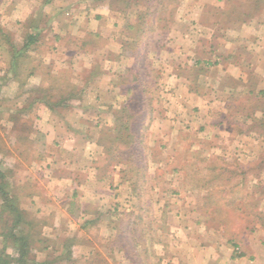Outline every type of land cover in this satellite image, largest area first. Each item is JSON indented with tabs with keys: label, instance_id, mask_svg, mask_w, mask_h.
<instances>
[{
	"label": "crops",
	"instance_id": "0c3cea01",
	"mask_svg": "<svg viewBox=\"0 0 264 264\" xmlns=\"http://www.w3.org/2000/svg\"><path fill=\"white\" fill-rule=\"evenodd\" d=\"M104 1L0 0V170L12 172L21 204L28 202L32 211L48 215L44 226L48 232H54L56 225L62 231L53 238L67 253L60 252L69 264H133L119 244L120 219L123 213L136 211L137 205L158 202L165 209L161 185L153 178H160L165 162L180 160L175 154L152 160L156 170L148 169L147 198L127 179L126 165L118 161L109 165L96 132L103 127L100 121H107L103 113L114 112L123 98L119 84L126 81L124 75L130 68L140 72L132 43L146 30L135 29L118 8L111 11ZM190 4L187 14L174 15L172 25L163 27L173 39L157 46L161 52L155 65L163 70L158 80L164 83L157 97L171 103L159 110L152 128L165 130L169 121L173 128L168 127L178 132L177 125L185 118L190 128L227 125L229 135L234 125H264V0H190ZM185 68L192 74H184ZM197 82L201 85L196 89ZM54 96L63 101L54 104ZM250 100L253 105H248ZM219 105L221 120L213 117ZM89 113L98 114L100 120L87 125L89 118L93 120ZM162 137L148 143L165 150L172 141L160 142L157 138ZM38 151L43 156L37 161L50 170L42 176L28 163ZM179 171L174 169L165 178L181 179ZM24 187L32 190L28 196ZM176 192L183 193L181 187ZM171 231L177 247L188 252L169 255L158 246L153 254L159 264H264L261 242L247 246L251 235L236 238L240 254H235L229 238L226 248L215 249L206 241L201 246L191 242L190 232L175 227ZM206 233L199 236L207 240ZM44 249L45 259L57 256L58 252H49L51 247Z\"/></svg>",
	"mask_w": 264,
	"mask_h": 264
},
{
	"label": "rangeland",
	"instance_id": "374dc122",
	"mask_svg": "<svg viewBox=\"0 0 264 264\" xmlns=\"http://www.w3.org/2000/svg\"><path fill=\"white\" fill-rule=\"evenodd\" d=\"M103 3H109L111 5V11L114 10L113 7L118 8L125 15L124 19L126 18V21L132 22L135 29H142L141 15L142 12L147 9V0H105ZM167 3L166 9L163 10V13L160 14L158 18L157 14H155L157 16L154 17L150 15L152 18L149 19L150 21H154L153 24H149L150 26L147 28L145 34L135 36L134 38L136 39L132 43V49L139 55L137 64H139V74L143 76H140V78H144V80L147 81L145 84V93L141 95L142 89L136 87V90H134L136 93L133 94L127 91V86H125V84H119V90L123 98L117 107V109H120L127 102L129 103L131 107L129 113L134 112L133 115H135L128 121L131 123V126L140 121H145L146 123L148 119L150 120L148 129L149 134L147 136L148 142L153 141L156 137L161 135L164 137L157 138L160 142L167 140V138L172 141V144L165 147V150H163L161 146L158 147L159 145L148 143L149 150L147 149V155L150 159H148L147 162L148 169L151 168L154 171L156 170V163L154 164L152 160L157 159V157L162 158L163 155V157H165L168 155L172 156L173 154L177 155V157L178 155L180 156L179 161L174 160L172 163L165 162L164 168L161 170L160 178H153V181L156 180L161 185L160 193L163 195L164 202L162 203L165 204V209L162 210V207L159 206L161 203L158 202L150 203V206H148V211L146 212L147 216L144 218V221H146L145 226H147L146 237L149 240V249L152 251L151 255L154 256H152L150 263L147 261L146 263L159 264L157 254H155L157 253L158 246L162 248H160L162 251L163 249L165 251L168 250L171 253L169 255L181 253V251H183L184 254L188 252V248H178L177 242L173 241V237L175 236L172 234V227H175L177 231L181 229L183 231L182 233L190 232L194 235L191 242H195L197 246L208 243L210 246L212 245L215 247V249L216 246L217 249H220V247H227L226 241L228 238L233 237V235L235 238L251 235L252 238L247 241V246L252 247L259 244L260 241V246L264 249V226H262V222H257L258 220L256 218V216L258 217L259 215L264 216V159L261 163L257 164V160L261 158L258 157L261 154H263L262 157L264 156V125H247V123L244 125H234L233 128H231L233 131H230V135L233 134L231 137L224 129L227 125H194L190 128V125L187 123V118L180 121L182 125L176 124V130L178 132L168 127L172 125V122L169 121L165 123V130L159 131L156 126L152 128V125H157L158 116L161 114L159 110L163 105L171 103V100L168 98L160 99L157 97L159 96V92H163L164 90V83H160L158 80V76L163 75V70L155 65V61L158 59V53L161 52L157 51V46L160 41H167L168 38L173 39L170 37L171 33L169 31L165 32L163 27L168 28L172 25L174 15L184 16L191 9L190 0H179L176 3L173 0H168ZM162 17L166 19H164V21H161L163 19L159 20V18ZM171 51L168 52L170 57ZM183 57L185 56L183 55ZM174 61L177 62V59ZM173 69L174 68L171 66L172 72ZM187 71L189 72V69L185 68L184 74H188ZM109 85L113 87V80ZM198 85L200 86L201 83L197 82L193 87L197 89L199 88ZM190 86H192V84H190ZM170 89H173V87L171 86ZM41 90L44 89L41 88ZM41 90H39V93ZM169 92H171V90ZM152 99L154 112H152L153 115L152 118H150L148 111L151 110ZM164 99H166L167 102H165ZM157 104L162 105L158 107L156 106ZM172 105L173 104H170L169 106ZM248 105H253V100H250ZM214 109L213 115L215 113L216 116L213 117H219V119L224 117V115L221 114L222 109L220 105ZM116 110L113 112L112 109L110 114L103 113L102 117H106L107 121H104V123L100 121L103 127L96 132L98 140L105 139L109 144L113 141V138H115L114 135L116 132L113 133V131L109 129H113L116 125ZM138 110L141 112L136 113ZM142 110H144V112H142ZM165 110L170 112L166 107ZM123 114L125 115L126 113ZM89 115L93 117V120L89 118L86 122L87 125H94V120H100L97 118V116H99L98 114L91 115L89 113ZM210 117H212V115H210ZM242 119L243 118H240L239 120L241 121ZM220 124H222V122H220ZM172 137L174 138L172 139ZM169 140L167 143H169ZM174 144H176L175 148L173 146ZM194 144L196 145L194 146ZM101 146L105 151L104 146L102 144ZM40 147L43 149L41 145H38V149ZM38 152L39 154H37V156H31V158L28 159V163H31L33 166L32 168H36L42 176V172L48 174L50 170L46 169L42 162L37 161L40 159V156H43L40 151ZM109 165L112 166L113 163L109 162ZM174 169L180 170L181 179L178 178L175 180L174 177L170 179L165 178L166 175L168 176V173ZM132 170L134 172L138 169ZM179 172L178 174H180ZM5 174L7 175L3 180L6 183L5 189L14 196L16 195V191L19 192L18 188L20 186L15 183L12 172L7 171ZM130 174L133 173L131 172ZM2 178H0V180ZM37 180L40 181V179ZM179 184L180 186H178ZM24 185L27 186V184ZM176 186H178L179 189L181 187L183 192L181 195H177V192L175 194L173 193V191H176L178 188H175ZM22 191L24 195L28 196L32 190L28 187H24ZM247 194L249 197L248 199ZM249 199L250 201L248 203L254 204L253 207L255 208L251 214L238 208L239 205L243 206V203L246 204V201ZM3 202V196L0 190V253L8 255L9 257L7 259L13 263L14 261L12 260L19 257V247L13 239L8 240L7 243L5 234L13 221L14 215L9 210L3 208ZM205 203H209L210 207L204 211L203 205ZM227 203L233 204L227 207ZM29 205L28 202L27 204H21L19 200L20 208L36 220L35 227H33V236L30 240L31 246L29 247V254L27 256V258L31 260L29 261L30 264H40L46 261L51 262V264H69L65 257L61 256L62 253H65L64 249H62L63 247L53 238V236L56 238L59 237L62 231H57L56 225L54 232H48L50 229L44 228L47 219H49L48 215L42 214L40 211H32V207ZM139 209L137 205L133 221L139 219L137 216ZM123 212L124 211H122V213ZM54 223L57 222L54 220ZM135 225L136 224L132 225V235L139 233ZM190 226H192V228ZM17 229L27 230L28 228L26 225H22ZM204 230L208 232L205 234L207 240L199 236ZM48 238L51 239V241ZM151 238H153V241H151ZM46 245L51 247L49 252L54 251L59 254L55 253L57 256L45 259V254L41 252L45 250L44 247ZM187 245L190 246L191 244ZM65 248L67 249V247ZM238 248L240 249V245H238ZM153 251L155 252L154 254ZM66 254L67 253L64 255ZM166 260H168V258H166ZM178 263L179 262H169V264Z\"/></svg>",
	"mask_w": 264,
	"mask_h": 264
},
{
	"label": "trees",
	"instance_id": "16d2710c",
	"mask_svg": "<svg viewBox=\"0 0 264 264\" xmlns=\"http://www.w3.org/2000/svg\"><path fill=\"white\" fill-rule=\"evenodd\" d=\"M168 0H147V9H145L142 12L141 15V21H142V26L144 30H147V28L150 26L149 24H153L154 21H150L149 18H152L150 15L157 16L159 17L160 14L163 13V10L166 9L168 3ZM175 3L179 0H173ZM157 14V15H155ZM169 16V15H168ZM163 19L161 21H164V17L159 18ZM150 21V22H149ZM30 40H28L25 43V46L29 45ZM136 42V41H135ZM133 50V49H132ZM133 54L138 58V54L136 51L133 50ZM139 69V66H138ZM124 80L122 81L121 84H125L127 86V91L131 93H136L134 90H136V87H139L142 89V94L144 95L145 90H146V83L147 81L144 80V78H140V74H137V71H135L134 68H130L128 73L124 75ZM134 85V87H133ZM53 97V96H52ZM55 98V96H54ZM60 99H55L56 104ZM53 99H51V108L54 107L53 104ZM63 101L62 99L60 100ZM152 105H151V110L149 112V117L152 118V112L153 111V99ZM130 105L127 102L123 107L120 109L116 110V125L113 129H109L110 131H113L115 133V138H113V141L110 142L109 144L104 140L100 139V143L104 146L105 153L108 155V161L109 162H120L123 163L124 165L127 166L126 171L127 173V179L132 181V184L134 185V189L141 195L143 198L150 197V182L151 179L148 177V159L149 156L147 155V149L149 148V144L147 141V136H148V129H149V124L150 120L148 119V124L145 121H140L139 123L131 126V123L128 122L130 118H133L135 115L134 112L129 113ZM141 112V111H140ZM139 110L136 111V113H140ZM144 112V110H142ZM123 113H126L125 115ZM137 116V115H136ZM109 132V131H108ZM104 138V137H103ZM117 138V139H116ZM134 140V141H132ZM123 141V142H122ZM127 141V142H125ZM149 150V149H148ZM110 157V160H109ZM264 159V156L260 159L257 160V164L261 163V161ZM132 169H138L133 172ZM133 174H130V173ZM3 177V178H2ZM7 177V175L0 170V180L1 186V194L3 196V208L9 210L11 213H13L14 218L13 221L8 229L6 231L5 237H6V242L8 243V240L13 239L14 242L17 244L18 252H19V257L12 260L14 261L13 263L9 261L7 258L9 257L5 253H0V264H30L29 261L30 259L27 258L29 254V247L31 246L30 240L33 236V227H35V219L30 217L22 208L19 206V200L18 196L14 195L12 196L10 192H7L5 189V182L3 181ZM248 194H247V199H248ZM250 201L247 200L246 204L243 203V206L239 205V209H242L246 211L248 214H251L255 208L253 207L254 204H249L248 202ZM233 204V203H232ZM231 203H227V207L232 206ZM210 204L205 203L203 205L204 211L209 209ZM139 213H138V220L133 221L135 211H131L129 213H123L120 222L118 224L119 226V231H118V236H119V244L121 245L122 249L125 248L124 250L129 252V256L131 255V261L133 264H140V262H149L150 263V257L151 253L149 252V245H145L148 240L146 237V221H144V218L147 216V209L145 204H142L139 206ZM255 213V212H254ZM261 214V213H257ZM257 218V222H262V226H264V216L259 215ZM144 221V222H143ZM136 224L135 227L138 229V234L132 235L131 229L132 225ZM26 225L27 230H18L17 228H20V226ZM18 230V231H16ZM153 241V238H151ZM4 242V243H6ZM229 244L234 248V253L235 254H240L237 253L239 248H238V242L235 236L229 238ZM148 248V249H147ZM149 250V251H148ZM8 261H7V260ZM40 264H51V262L46 261L44 263Z\"/></svg>",
	"mask_w": 264,
	"mask_h": 264
}]
</instances>
